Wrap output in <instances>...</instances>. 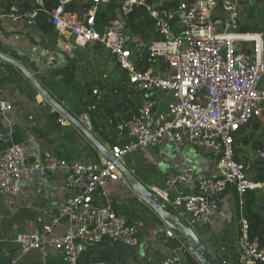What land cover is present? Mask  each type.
Wrapping results in <instances>:
<instances>
[{
  "label": "built area",
  "instance_id": "built-area-1",
  "mask_svg": "<svg viewBox=\"0 0 264 264\" xmlns=\"http://www.w3.org/2000/svg\"><path fill=\"white\" fill-rule=\"evenodd\" d=\"M52 1L33 0L37 8L31 11L21 10L14 3L4 16L36 24L43 11L57 33L72 39L74 47L101 46L108 66L115 64L124 72L140 101L128 120L117 122L115 129L122 141L110 145V154L102 152L97 160L70 163L47 151L41 161L31 163L16 142L1 153L2 194L19 192L22 181L36 171L42 176L63 171L67 188L75 191L43 231L0 239V245L7 241L17 249L12 252L1 246L8 264H22L21 258L32 251L39 252L44 260L58 252L68 264H106L84 258L92 244L109 239L137 246V230L114 207L108 184L124 177L122 166L127 158L141 149L160 146L165 139L207 150L217 176L201 175L186 157L179 174L167 176L162 187L151 188L159 202L169 206L183 224L202 231L212 224L213 196L234 190L239 197L237 264L264 262V248L250 238L249 222L243 214L245 193L264 183L249 178L234 149L235 136L244 127L255 122L264 126V27L258 20V15L264 17V0H179L177 4L174 0H117L116 17L102 28L97 14L110 0H89L91 5L83 12L67 10L72 0H59L49 8ZM252 6L260 27L256 32L241 29L247 22L244 10ZM139 8H144L155 23L156 37L149 41L129 34L127 19ZM1 63L0 59V74ZM47 63L63 66L54 55L48 56ZM93 93L100 95L98 88ZM168 93L173 99L162 109L160 100ZM13 108L12 102L0 97L3 117ZM90 110L98 108L91 105L80 114L89 131L93 130ZM257 155L264 161L263 147L257 149ZM61 223L64 232L54 236L55 226ZM166 235L175 236L170 229ZM186 249V244H180L175 252L163 257L162 264H185L182 253ZM222 262L228 264L227 259Z\"/></svg>",
  "mask_w": 264,
  "mask_h": 264
},
{
  "label": "crops",
  "instance_id": "crops-1",
  "mask_svg": "<svg viewBox=\"0 0 264 264\" xmlns=\"http://www.w3.org/2000/svg\"><path fill=\"white\" fill-rule=\"evenodd\" d=\"M0 14V97L14 105L6 118L0 112V155L12 142H16L21 144L31 163L41 161L47 151L71 163L97 160L103 152L98 144L109 148L110 142H121L108 112L98 110L92 114L91 119L97 122L102 134L94 130L89 132L98 143L85 132L87 127L80 117L86 111L79 101L86 84L108 81L99 75L100 72L105 75V70L111 69L107 66L103 48L99 45L76 48L72 39L59 35L56 30L46 32L37 23L28 24L4 16L7 13L1 4ZM101 48L102 53H99L97 49ZM50 55L57 57L63 66L56 68L48 64ZM97 57L100 58L96 60ZM66 67L74 70V76L68 79V83L59 72ZM80 89L76 95V90ZM133 96L138 105L140 97L137 93ZM46 106H52L49 114L44 111ZM60 109L66 114H57ZM60 120L67 123L62 124ZM186 157L196 164L201 175L217 176L215 162L207 150L168 139L160 146L141 149L127 158L124 165L130 172L135 171L132 172L134 178L124 174L120 180L109 182L108 189L116 210L136 228L139 244L130 247L105 239L92 244L84 258L106 264H162L166 254L175 252L180 244H186L187 249L182 253L185 264H223V259H227L228 264H237L234 190L213 196L212 224L206 230L195 231L206 248L199 251L192 248V242L178 225L179 218L174 211L160 203L151 191L152 187H162L167 176L179 174ZM74 193L67 188L63 171H49L45 176L36 171L22 181L16 194L0 192V239L43 231ZM167 229L172 230L175 236H167ZM63 232V223L55 226L54 236ZM2 245L12 252L17 250L7 241H2L0 248ZM222 246H226L225 251H222ZM20 261L22 264H68L58 252L51 253L44 260L39 252L32 251ZM8 262L9 258L0 249V264Z\"/></svg>",
  "mask_w": 264,
  "mask_h": 264
},
{
  "label": "trees",
  "instance_id": "trees-1",
  "mask_svg": "<svg viewBox=\"0 0 264 264\" xmlns=\"http://www.w3.org/2000/svg\"><path fill=\"white\" fill-rule=\"evenodd\" d=\"M59 0H53L49 3V8L58 4ZM14 3L19 4L21 10L31 11L37 8L33 0H0V4L4 13H8ZM178 0H174L177 4ZM91 5L89 0H72L67 5L68 11L83 12ZM119 2L117 0H110L108 3L102 4L98 14L97 21L100 28L110 22L117 15ZM255 7L246 8L244 11L247 14V22L241 24V29L244 31L256 32L260 29L257 24V14L254 12ZM252 21L253 23H249ZM37 25L46 32H55V27L50 21V17L46 12L40 11L37 18ZM127 27L129 34L143 41H149L156 37L155 23L144 8L136 9L127 19ZM64 75L63 80L69 82L68 79L74 76V70L69 67L59 69ZM121 80L118 84L109 81H94L86 84L85 91L79 97V101L83 108L89 109L91 105H95L98 110L106 111L111 115V123L116 127L118 121H126L130 118L131 112L138 107L133 101V94L135 91L129 87L127 77L122 70L119 71ZM99 87L100 95L93 93L94 89ZM98 89V90H99ZM130 110V111H129ZM90 110V115L93 114ZM93 119V118H92ZM93 130L102 134L97 122L92 120ZM254 132L262 128L261 123L255 122L253 124ZM244 127L235 136V158L240 163L244 164L245 168H253L256 170V175L253 180L264 183V161L257 155V149L264 148V129L255 134L248 132L250 126ZM111 145L116 142H110ZM264 199V185L261 188L248 190L244 195L243 214L249 222L250 238L257 240L260 247L264 248V207L261 201ZM236 208L239 206V197L235 193ZM256 264H264L263 261H257Z\"/></svg>",
  "mask_w": 264,
  "mask_h": 264
},
{
  "label": "rangeland",
  "instance_id": "rangeland-1",
  "mask_svg": "<svg viewBox=\"0 0 264 264\" xmlns=\"http://www.w3.org/2000/svg\"><path fill=\"white\" fill-rule=\"evenodd\" d=\"M179 1V0H178ZM258 20H259V23H260V25H261V27L263 28L264 27V17L263 16H259L258 15ZM92 49V48H91ZM98 50V52L99 53H102V48L101 49H97ZM104 51V50H103ZM102 57V56H101ZM98 58H100V57H97L96 58V60L98 59ZM108 66V65H107ZM109 67V66H108ZM119 67L117 66V65H113L112 67H111V69H106L105 70V73H106V75H107V78H103V74L104 73H102V72H100L99 73V75H101L102 76V79L103 80H112V82L113 83H115V84H118L119 82H120V80H121V77H120V75H119V71H120V69H118ZM98 80H100V78L98 79ZM98 89H99V87H97ZM77 91V93H76V95H78L80 92H81V89L80 90H76ZM83 91V93H84V90H82ZM99 91H100V89H99ZM172 99H173V95H172V93H168V94H166V95H164L162 98H161V100H160V107L162 108V109H165V108H167V106H168V104L172 101ZM91 118H93V116H92V114H91ZM262 126V125H261ZM262 129H264V126H262V128H259L257 131H255L254 132V129H253V125H251L250 126V128H248V132H250V133H252V132H254V133H252V134H255L254 136H255V138L258 136V132H261L262 131ZM247 174H248V176H249V178L251 179V180H253V178H254V176L256 175V170H254L253 168H247ZM261 205L264 207V199H262V201H261Z\"/></svg>",
  "mask_w": 264,
  "mask_h": 264
},
{
  "label": "water",
  "instance_id": "water-1",
  "mask_svg": "<svg viewBox=\"0 0 264 264\" xmlns=\"http://www.w3.org/2000/svg\"><path fill=\"white\" fill-rule=\"evenodd\" d=\"M250 1H251V3L255 2V0H250ZM51 109H52V106H46L44 111H45V113L49 114ZM60 110L57 112V114H59V113L60 114L65 113L66 114V112H64L62 109H60ZM84 130L96 142V140L94 139L92 134L89 132V130H87L86 128ZM96 143H98V142H96ZM98 146L103 151V153H105L107 155L110 154V151L108 148H106L105 146H103L101 144H98ZM122 169H123L124 174L129 175L130 177L134 178V175L132 174V172L127 170L125 166H122ZM146 192H148V191L146 190ZM148 194H150V193L148 192ZM178 225L184 231L185 235L191 240L192 248H194L197 251L206 249L205 246L202 244L200 238L197 236L196 232L192 228H190L189 226H186L180 220H178Z\"/></svg>",
  "mask_w": 264,
  "mask_h": 264
}]
</instances>
